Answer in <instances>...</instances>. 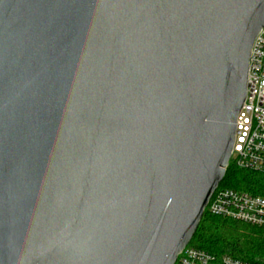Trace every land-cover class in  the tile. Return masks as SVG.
<instances>
[{"label": "water", "instance_id": "1", "mask_svg": "<svg viewBox=\"0 0 264 264\" xmlns=\"http://www.w3.org/2000/svg\"><path fill=\"white\" fill-rule=\"evenodd\" d=\"M263 28L264 0H0V264H175Z\"/></svg>", "mask_w": 264, "mask_h": 264}, {"label": "built area", "instance_id": "2", "mask_svg": "<svg viewBox=\"0 0 264 264\" xmlns=\"http://www.w3.org/2000/svg\"><path fill=\"white\" fill-rule=\"evenodd\" d=\"M239 170L264 178V28L256 37L249 60L247 95L237 120L230 159ZM207 209L216 217L264 229V195L229 187L219 188ZM175 264H256L230 256H216L188 245Z\"/></svg>", "mask_w": 264, "mask_h": 264}, {"label": "trees", "instance_id": "3", "mask_svg": "<svg viewBox=\"0 0 264 264\" xmlns=\"http://www.w3.org/2000/svg\"><path fill=\"white\" fill-rule=\"evenodd\" d=\"M264 195V178L230 164L219 188ZM216 256L264 264V229L216 217L206 208L189 244Z\"/></svg>", "mask_w": 264, "mask_h": 264}]
</instances>
